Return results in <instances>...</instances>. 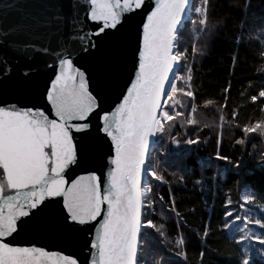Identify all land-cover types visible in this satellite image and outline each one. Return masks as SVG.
I'll list each match as a JSON object with an SVG mask.
<instances>
[{"label":"snow or ice","instance_id":"obj_1","mask_svg":"<svg viewBox=\"0 0 264 264\" xmlns=\"http://www.w3.org/2000/svg\"><path fill=\"white\" fill-rule=\"evenodd\" d=\"M235 7L242 13L236 42L251 40L252 31L264 36V17L249 18L251 0H237ZM213 11V0H199L198 6L192 0H0V264H79L78 258L44 247L14 246L9 238L21 230L55 234L68 244L82 238L90 264H149L153 251L146 230L156 228L165 235L162 225L157 228L147 219L155 200L143 177L163 181L150 141L168 136L177 149L200 143L199 138H177L174 131L176 118L183 115L177 106L197 111L193 67L189 53L181 50V29L185 13L191 12L197 37L210 42L225 23L213 20ZM139 12L146 19L133 51L134 78L129 77L118 102L105 108L102 89L90 90L91 75L77 61L97 49V39L120 32L126 17ZM192 54L204 52L193 46ZM181 70L187 75H178ZM103 71L114 83L121 68L113 63ZM174 81L185 86L178 88ZM178 92L188 104L176 99ZM259 97L264 98V87ZM251 99L255 102L257 96ZM22 100H40L46 108ZM186 122L198 123L192 118ZM241 131L244 137L237 144H245L251 133L264 135V122L244 125ZM104 144L108 151L97 174L90 170L92 154L94 146ZM214 159L241 166L219 150ZM258 163L264 167V157ZM210 164L201 161V167ZM80 167L85 174L73 178L70 173ZM56 198H62L58 209ZM256 199L245 196L241 207ZM170 211L180 216L174 200ZM225 215L233 218L225 229L241 233L239 239L232 237L242 246L239 264H264L262 219L233 217L231 211ZM208 234L205 228L204 237ZM184 245L183 237L175 241L177 256L185 255ZM200 256L203 261L204 253ZM156 264H163V257Z\"/></svg>","mask_w":264,"mask_h":264},{"label":"trees","instance_id":"obj_2","mask_svg":"<svg viewBox=\"0 0 264 264\" xmlns=\"http://www.w3.org/2000/svg\"><path fill=\"white\" fill-rule=\"evenodd\" d=\"M236 2L213 0L211 18L225 23L210 42L197 37L190 23V18L196 17L191 12L181 29V50L189 53L188 65L193 67L192 86L196 93L193 106L197 111L192 113L191 106L183 108L174 131L177 138H199L200 143L177 149L168 136L153 138L151 151L159 161L157 171L163 176V183L145 177L146 185L152 190L150 199L155 200L154 211L147 219L157 228L162 225L165 235L161 236L156 228L146 230L153 251L149 264H156L161 257L163 264H239L242 246L238 247L232 237L239 239L241 233L235 228L225 229V223L233 219L225 213L231 211L233 217L247 214L264 222V167L258 163L264 157V135L258 131L249 134L245 144L236 143L244 137L241 131L244 125L264 122V98L259 97L264 87V56L260 54L264 51V44L260 43L264 36L252 31L251 40L246 37L244 43L236 42L242 18ZM192 4L198 6L199 0H192ZM251 4L249 18L264 17V0H251ZM193 46L204 55L193 56ZM182 72L181 76L187 75L186 70ZM177 86L185 85L180 81ZM252 96H257L255 102ZM178 97L189 103L182 93ZM207 101L213 103L208 105ZM192 114L202 117V121L198 119L196 125H188L186 120ZM217 150L241 166L233 168L225 161L215 160ZM209 160V167H201V161ZM247 195H255L256 202L241 207ZM173 200L179 217L170 211ZM235 224L243 228L240 221ZM205 228L207 237H204ZM249 228L260 231L255 224H249ZM181 237L185 240V255L177 256L175 241Z\"/></svg>","mask_w":264,"mask_h":264},{"label":"water","instance_id":"obj_3","mask_svg":"<svg viewBox=\"0 0 264 264\" xmlns=\"http://www.w3.org/2000/svg\"><path fill=\"white\" fill-rule=\"evenodd\" d=\"M187 12L185 13L186 17ZM184 17V21H185ZM146 15L143 12L132 13L125 19L124 26L120 32L97 39V49L90 56H83L78 59L77 65L81 70L86 71L91 75L90 90L102 89L103 104L105 108L118 102V97L121 90L125 88L129 77L134 78V73L131 72L133 67V51L137 46L139 32L141 26L145 22ZM183 21V22H184ZM113 63H119L121 72L116 81L111 82L105 75L104 69L110 67ZM45 72H51L50 69H45ZM7 99H15V97H6ZM22 103H27L29 106L35 103L37 107L46 108L43 101L37 100L35 102L22 100ZM92 137L96 135V121L93 120V127L91 129ZM78 138V137H77ZM153 144V139L150 141L149 152ZM108 151V146L98 145L94 146L93 160L94 163L90 166V170H95L97 174L100 169V158ZM110 167V165H109ZM103 171H108L104 168ZM73 178L85 174L83 167L75 168L70 173ZM145 177L143 180L145 182ZM68 177L66 176V179ZM61 201L60 205H54L57 209L62 205V198H56ZM9 242L14 246H36L44 247L46 250L59 252L62 255H71L78 258L79 264H90V256L87 249L84 247L83 239H79L72 244L64 242L60 237L55 234H37L27 230H21L18 234H14L9 238Z\"/></svg>","mask_w":264,"mask_h":264},{"label":"rangeland","instance_id":"obj_4","mask_svg":"<svg viewBox=\"0 0 264 264\" xmlns=\"http://www.w3.org/2000/svg\"><path fill=\"white\" fill-rule=\"evenodd\" d=\"M187 14H188V12H187ZM187 14H186V17H187ZM186 17H185V19H186ZM183 23H185V21L183 22ZM183 28V27H182ZM183 74V72H182V70L180 71V72H178V75H182ZM174 82H176L177 84H179L180 83V81H174ZM179 88H180V86H179ZM178 95H179V92L177 93V96H176V99L177 100H180V97H178ZM179 109V110H178ZM184 109L183 108H181V107H179V106H177L176 107V111H180V112H182ZM172 114H174V113H172ZM190 118H192V119H195L196 121L199 119V121H202V117L201 118H198V116L196 117V115L194 116V114H192L191 115V117ZM189 125V124H188ZM167 126V125H166ZM153 145H154V143L152 144V147L151 148H153ZM192 146H190V148H191ZM150 154H152V156H153V152L151 151L150 152ZM163 183V181H157L156 183ZM146 184V183H145ZM149 188H151L149 185H147ZM152 191V190H151Z\"/></svg>","mask_w":264,"mask_h":264}]
</instances>
